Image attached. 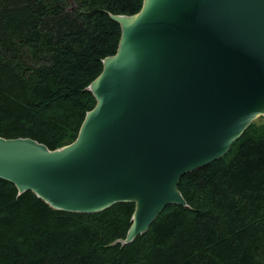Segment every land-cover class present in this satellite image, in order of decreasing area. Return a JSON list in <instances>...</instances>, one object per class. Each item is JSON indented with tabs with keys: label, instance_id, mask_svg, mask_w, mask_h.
<instances>
[{
	"label": "water",
	"instance_id": "obj_1",
	"mask_svg": "<svg viewBox=\"0 0 264 264\" xmlns=\"http://www.w3.org/2000/svg\"><path fill=\"white\" fill-rule=\"evenodd\" d=\"M144 1L111 17L118 50L88 88L96 105L73 143L0 137V179L19 194L79 214L134 204L122 245L167 206L185 207L180 179L264 117V0H151L139 16Z\"/></svg>",
	"mask_w": 264,
	"mask_h": 264
},
{
	"label": "trees",
	"instance_id": "obj_2",
	"mask_svg": "<svg viewBox=\"0 0 264 264\" xmlns=\"http://www.w3.org/2000/svg\"><path fill=\"white\" fill-rule=\"evenodd\" d=\"M143 0H0V137L50 151L73 143L96 105L88 90ZM186 206H167L129 244L134 204L57 211L0 179V264H264V125L183 176Z\"/></svg>",
	"mask_w": 264,
	"mask_h": 264
},
{
	"label": "bare ground",
	"instance_id": "obj_3",
	"mask_svg": "<svg viewBox=\"0 0 264 264\" xmlns=\"http://www.w3.org/2000/svg\"><path fill=\"white\" fill-rule=\"evenodd\" d=\"M150 3H151V0H145L144 1V12H142L139 16H143L142 14H144L145 12H146V9L149 7V5H150ZM127 21H129V19H125V20H122L121 22H122V24H123V26L125 25V23L127 22ZM92 88V90H93V87H91ZM94 91V90H93ZM262 113V112H261ZM264 114V113H263Z\"/></svg>",
	"mask_w": 264,
	"mask_h": 264
},
{
	"label": "rangeland",
	"instance_id": "obj_4",
	"mask_svg": "<svg viewBox=\"0 0 264 264\" xmlns=\"http://www.w3.org/2000/svg\"><path fill=\"white\" fill-rule=\"evenodd\" d=\"M254 122L258 123V124H262L264 125V117H259L258 119H256Z\"/></svg>",
	"mask_w": 264,
	"mask_h": 264
}]
</instances>
